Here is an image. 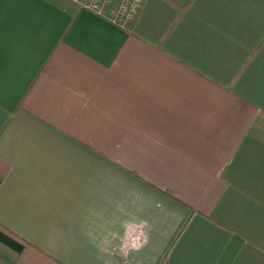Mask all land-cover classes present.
<instances>
[{"label": "crops", "instance_id": "0c3cea01", "mask_svg": "<svg viewBox=\"0 0 264 264\" xmlns=\"http://www.w3.org/2000/svg\"><path fill=\"white\" fill-rule=\"evenodd\" d=\"M0 0V264H264V0Z\"/></svg>", "mask_w": 264, "mask_h": 264}, {"label": "built area", "instance_id": "2783aa9c", "mask_svg": "<svg viewBox=\"0 0 264 264\" xmlns=\"http://www.w3.org/2000/svg\"><path fill=\"white\" fill-rule=\"evenodd\" d=\"M142 4L143 0H89L85 7L124 28L137 17Z\"/></svg>", "mask_w": 264, "mask_h": 264}]
</instances>
